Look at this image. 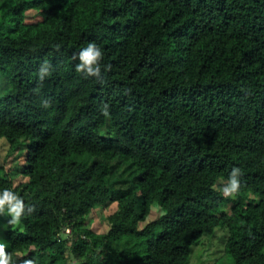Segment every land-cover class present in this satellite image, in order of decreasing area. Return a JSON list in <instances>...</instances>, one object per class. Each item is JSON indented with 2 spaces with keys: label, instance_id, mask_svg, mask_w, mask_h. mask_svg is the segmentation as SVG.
I'll list each match as a JSON object with an SVG mask.
<instances>
[{
  "label": "trees",
  "instance_id": "obj_1",
  "mask_svg": "<svg viewBox=\"0 0 264 264\" xmlns=\"http://www.w3.org/2000/svg\"><path fill=\"white\" fill-rule=\"evenodd\" d=\"M89 42L100 80L76 70ZM0 81V139L24 156L19 184L0 166L25 203L16 264H188L217 227L234 264H264V0H0Z\"/></svg>",
  "mask_w": 264,
  "mask_h": 264
},
{
  "label": "rangeland",
  "instance_id": "obj_2",
  "mask_svg": "<svg viewBox=\"0 0 264 264\" xmlns=\"http://www.w3.org/2000/svg\"><path fill=\"white\" fill-rule=\"evenodd\" d=\"M33 17V11H28L26 13L27 20H31ZM4 87L5 86H2V81H0V97ZM0 166L5 172L9 173L14 184H19L22 181L20 171L24 166L23 150L18 147L15 151H12L8 147L5 139H0ZM0 175L2 176V173H0ZM221 182L222 181H219L218 184ZM229 200H231L229 197L225 198L226 202ZM115 210V204L98 206L87 227L95 233L106 230L108 228L107 216ZM161 214V211L154 210L149 219H155ZM9 218L11 217L8 214L0 215V240L2 241H5V232L7 230ZM14 226L15 228L19 227L18 223L14 224ZM226 238L227 230L223 227H217L211 234H204L198 242L192 246L188 264H234L230 255L225 251Z\"/></svg>",
  "mask_w": 264,
  "mask_h": 264
},
{
  "label": "clouds",
  "instance_id": "obj_3",
  "mask_svg": "<svg viewBox=\"0 0 264 264\" xmlns=\"http://www.w3.org/2000/svg\"><path fill=\"white\" fill-rule=\"evenodd\" d=\"M78 63L76 65V70L80 72L85 78L94 77L97 80L102 78V68H106V65L102 64L104 59V50L97 45L95 42H89L86 47L82 48L78 54H76ZM50 65H42L38 78L43 81L48 77L50 73ZM43 107H49V102L47 100L43 101ZM101 113L105 117H109V105L103 104L100 109ZM241 169L233 167L231 173L227 179V185L223 187L222 192L227 197H234L241 185ZM7 212L11 217V223L17 224L21 221L22 217L25 215V203L23 199L18 196L10 188L0 189V215ZM8 247V243L0 240V264H16L10 253L5 252ZM24 264H33L31 259L24 261Z\"/></svg>",
  "mask_w": 264,
  "mask_h": 264
},
{
  "label": "built area",
  "instance_id": "obj_4",
  "mask_svg": "<svg viewBox=\"0 0 264 264\" xmlns=\"http://www.w3.org/2000/svg\"><path fill=\"white\" fill-rule=\"evenodd\" d=\"M65 233H66V234L69 233V230H65Z\"/></svg>",
  "mask_w": 264,
  "mask_h": 264
}]
</instances>
